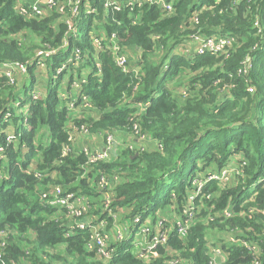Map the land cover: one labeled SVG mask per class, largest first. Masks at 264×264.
<instances>
[{"label": "trees", "instance_id": "16d2710c", "mask_svg": "<svg viewBox=\"0 0 264 264\" xmlns=\"http://www.w3.org/2000/svg\"><path fill=\"white\" fill-rule=\"evenodd\" d=\"M16 2L0 0V64L25 63L29 83L17 85L15 77L10 82L0 72V231L9 232L6 246L0 248V264H173L177 256L188 262L176 264H207L213 245L210 230L229 229L257 250L225 242L227 259L221 264H252L254 255L264 264V215H221L229 206L234 212L250 209L251 201L241 203L254 191L253 203L264 211V185L253 187L264 173V0H172L170 15L148 6L133 13L104 14L99 0L95 16L100 23L94 28L104 29L107 36L116 34L138 74L122 71L106 48L94 49L89 37L93 16L88 15L80 36H68V45L46 60V91L35 98L31 91L36 80L35 52L57 47L65 25L55 13L24 17L15 11ZM191 35H228L234 42L222 52L188 53L185 44ZM72 46L80 48L81 60L74 71L70 65L65 92L73 88L72 81L77 82L75 99L60 96L62 73L55 70ZM245 59L250 66L238 73ZM83 98L95 117L85 111L73 114L70 104ZM70 125H83L105 136L130 132L154 147L125 143L109 159L89 163L83 150L72 146ZM65 144L71 150L62 155ZM237 158L246 162L244 178L224 188L208 181L209 198H201L194 224L183 238L173 227L167 244L158 246L157 256L149 261L132 253L129 235L111 242V258H99L85 248L88 232L70 231L64 210L40 196L53 184L84 195L92 205L93 219L106 218L112 228L113 217L102 209L104 189L97 183L107 175L112 181L111 211L123 208L129 219L151 216L156 221L158 212L172 206L178 209L185 202L191 177L229 162L237 164Z\"/></svg>", "mask_w": 264, "mask_h": 264}, {"label": "built area", "instance_id": "2783aa9c", "mask_svg": "<svg viewBox=\"0 0 264 264\" xmlns=\"http://www.w3.org/2000/svg\"><path fill=\"white\" fill-rule=\"evenodd\" d=\"M102 10L104 14H109L112 12H119L121 10H127L129 13H133L136 10H141L142 7H156L162 12V14L170 15L173 13V2L172 0H100ZM99 0H17L14 8L15 11L27 18H43L57 14L59 22H63L65 25V36L62 42L55 48H39L35 52L36 65L40 67L45 66V62L50 57L51 54L56 52L59 48H64L68 45V36L77 39L80 36V26L82 25L83 18L88 17V15L93 16L92 29L89 31L90 42L92 43L96 51L102 49H107L110 51L114 63L120 67L124 72H133L135 75L138 74L139 68L134 67V65L129 60V55L123 50V47L119 44L116 38V34L113 32L107 36L104 29H99L98 31L94 28L96 24L100 21L95 15L99 14ZM134 23V22H133ZM234 42L232 36H207L201 37L199 35H191L189 40L185 44L186 52H195L201 54L204 52L217 53L225 50L226 47H231ZM87 57V54L84 55ZM138 57V56H137ZM81 51L77 46H72L70 54L65 60H63L57 68H55L57 73H60L67 66L72 64V71L78 65H80ZM95 66L97 70L100 69V62L96 60ZM250 66L248 59L243 61V67L238 70V73L246 71V68ZM18 70L22 73H26V64L19 62H9L0 64V72L6 76L9 80L13 81L12 71ZM60 71V72H59ZM75 73V72H73ZM86 70L82 71L84 76ZM83 79L80 80V82ZM72 87L80 88L77 82H74ZM247 91H252L250 86H247ZM38 94L32 92V97H37ZM18 103H15L17 106ZM72 104H70L71 106ZM9 116L8 113L5 114V119ZM134 128H137L135 124ZM81 131H87V128L81 125L76 128ZM138 132L135 131V133ZM140 139H144L143 135H140ZM69 140L72 141L73 137L70 136ZM113 142V134H106L105 136V148L101 151L88 152L83 149V152L88 156V162H96L98 160H107L112 154L110 151ZM1 150V149H0ZM71 150L69 144H65L62 150V155L68 154ZM237 164L234 162L232 166H226L219 171H213L206 173L195 174L192 179L194 180V189L196 190V196L201 194V198H209V194H204V187L208 181H218L220 188H224L228 185L229 181L237 182L238 178H244V167L246 162L244 160L238 161ZM33 171V170H32ZM36 177H39V173L34 171ZM117 180V176H113V181ZM99 188L104 189L102 192V209L107 210L108 215L113 217L112 228L115 232L112 235L108 229V223L106 218H101L94 220L92 213L90 212L92 205L89 199L84 195H77L71 191H64L63 187L58 184L49 185L48 188L41 192V198L45 200L50 206L57 207L64 210L63 215L66 218L68 227L70 231L80 230L88 232V239L85 242V248L88 251L96 252V255L101 259H109L113 254V247H111V242L115 240H121L124 236H130L132 238L131 248L132 253L141 258L144 261H149L151 258L157 256L156 248L167 244L169 233L172 228L175 227L176 232L180 238H183L188 232L189 228L194 224L196 220L199 206L194 204V199L192 196H187L185 200V206L182 210V214H179L177 221H172L173 216L167 215L164 218H157L156 221H152L151 216H147L144 220H141L140 216H134L129 219L128 226H123L120 228L118 224V218L116 214H112L110 209V204L112 203V193L110 191L112 181L107 175H101L97 181ZM228 183V184H227ZM264 185V173L262 176H258L255 180L253 187ZM257 191L252 192V196L245 199L241 205L245 202H250L254 199ZM232 207V206H231ZM251 207V206H250ZM174 208H171V211ZM120 214L126 213L123 208L117 209ZM238 210L234 212L231 210L230 206L222 210L221 215L224 217H231L234 214L238 215H248L252 216V213H259L255 208H250L248 210ZM262 212L264 213L263 209ZM234 213V214H233ZM171 217H173L171 219ZM210 219V218H208ZM213 219V218H212ZM166 226V227H163ZM120 228V229H118ZM8 231H0V248L6 246ZM225 236V242L230 244H246L247 247L255 252L257 247L249 242H246L235 235L233 230H228ZM223 251V249L221 248ZM213 253H220L217 249V245H212L209 247V260L207 264H221L218 258ZM225 258L223 257L222 260ZM188 262L187 259L181 258L179 256L172 260L173 264ZM252 264H261L258 256L254 255L252 258Z\"/></svg>", "mask_w": 264, "mask_h": 264}, {"label": "crops", "instance_id": "0c3cea01", "mask_svg": "<svg viewBox=\"0 0 264 264\" xmlns=\"http://www.w3.org/2000/svg\"><path fill=\"white\" fill-rule=\"evenodd\" d=\"M36 68H44V67H40L39 65L36 66ZM84 70V69H83ZM47 72V70H46ZM18 71V70H13L12 71V76L14 78V74L17 75L18 77H23L22 81L20 82L19 85H22L23 83L26 82L27 79L24 78L25 73ZM49 77V76H48ZM84 77L83 75H81V78ZM48 79V78H47ZM45 81H47L46 79L43 81L41 80L40 83L42 84V88L38 89V92L31 90L32 92H35L38 94V96L40 95H44L46 88H45ZM45 89V90H44ZM64 87H59V94L61 97L63 98H67L68 96H70V98L75 99V94H76V90H78V88L73 87L71 89L70 92H65ZM44 90V91H43ZM67 90V89H66ZM71 110H74L73 114H77V113H83L84 111L90 115L95 117L96 116V112L92 109V110H88L89 106L86 103L85 98H83L81 100V102L79 104H73L71 105ZM85 109V110H82ZM72 126L73 128V132L71 134V136L73 137V142H72V146L75 147L78 150H83L86 149L88 152H93V151H98V150H103L106 146L105 143V134L102 133H92L90 131H81L76 129L77 127H75L74 125H70V127ZM12 131L9 130L8 131V136L11 137L12 136ZM113 134V142L110 148V151L112 154L115 153V151L117 150L118 147L123 146L122 144L128 143V145L130 147H141V148H146V145L150 146V147H154V144L149 142L148 139L144 142V141H140L137 140L130 132H117V133H112ZM147 143V144H145ZM86 147V148H84ZM118 218V215H117Z\"/></svg>", "mask_w": 264, "mask_h": 264}, {"label": "rangeland", "instance_id": "374dc122", "mask_svg": "<svg viewBox=\"0 0 264 264\" xmlns=\"http://www.w3.org/2000/svg\"><path fill=\"white\" fill-rule=\"evenodd\" d=\"M137 54H134L133 56H132V58H133V60H136V58H137ZM71 65V64H70ZM70 65L69 66H67L65 69H63V71L62 70H60L59 72L60 73H62V77H61V85L59 86V87H66V85H67V83H68V80H69V78H68V75H70V73H71V67H70ZM46 64H45V66H44V68H37L36 70H35V73H36V80H35V82L33 83V86L31 87V89L33 90V91H36V92H38V89H41L43 86H42V84L40 83V81L41 80H47V78H48V76H49V73L48 72H46ZM59 73V74H60ZM22 74V73H21ZM22 76H23V74H22ZM14 77H15V81H16V84L17 85H19L20 84V82L22 81V79H23V77H18L17 75H15L14 74ZM26 77H27V75H26V73H25V75H24V78L26 79ZM22 78V79H21ZM14 80V79H13ZM10 82H13V81H11L10 80ZM28 83H29V79L27 80V82H26V85H28ZM73 84H74V81H72V83H71V87L73 86ZM47 86V81H45V87ZM45 90V89H44ZM43 90V91H44ZM137 140H139L138 139V136H136L135 137ZM145 144H147V143H145ZM84 148H86V147H84ZM146 148H152V147H150V146H148V145H146ZM85 150V149H84ZM226 166H232V163L231 162H229V163H227L225 166H223L222 168H224V167H226ZM221 168V169H222ZM220 170V169H219ZM219 170H217V171H219ZM213 171H216V170H211V171H208L207 173H209V172H213ZM199 173H204V172H200L199 171ZM263 174H261V175H259V176H262ZM166 182H168V179L166 178ZM216 183H218V181H216ZM229 184H231L230 183V181L228 182ZM227 183V184H228ZM261 186V185H260ZM189 191L187 192V195H189V196H192L193 197V199H194V197L196 196V193H195V189H194V180L192 179V177H191V184H190V186H189ZM203 191H204V194H210V192H207V191H205V187H204V189H203ZM199 197V203L198 204H196V198H198ZM173 198H174V196H173ZM253 202H255V199L254 200H252L251 201V207L250 208H255L256 210H258L259 211V213L257 214V215H264V213L262 212V209L263 208H261L257 203H253ZM194 204L195 205H197V206H199L200 204H201V194H199V195H197L196 197H195V199H194ZM176 205H178V204H176L175 203V206ZM184 206H185V202L177 209V207H176V209H173L172 211H171V209H165L164 211H165V213H162V212H158V215H157V218H164V217H167V215H170V216H173V217H171V219L173 218V220L172 221H177L178 219V217H179V214H182V210H183V208H184ZM171 208H175L174 206H172ZM116 214V216L118 215V211H112V214ZM166 215V216H165ZM128 217L127 216V214H125V213H123L122 214V217H120L119 215H118V224L120 225L119 227L120 228H122L123 226H128V223L127 222H129V217L128 218H126V219H124L123 217ZM253 218H255V217H253ZM128 219V220H127ZM123 220V221H122ZM163 227H166V226H164L163 225ZM120 228H118V229H120ZM108 229H109V231H110V233L112 234V235H114L115 234V232L113 231V229L111 230V225L108 227ZM226 232H221V231H219V230H210V233H209V235H208V239H211V243H213V245H217V249L218 250H220V253H213L217 258H218V260H219V262L221 263L222 261H224L225 259H227V254L226 253H224V251H222L221 250V248H222V246H223V244L225 243V236H226V234H225ZM62 250V248L59 250V252ZM60 253H62V254H64L63 252H60ZM225 258L224 260H222V258ZM57 261H58V259H56ZM173 260H174V258H173ZM61 261V260H60ZM54 263L55 264H61L60 262H56V261H54Z\"/></svg>", "mask_w": 264, "mask_h": 264}]
</instances>
